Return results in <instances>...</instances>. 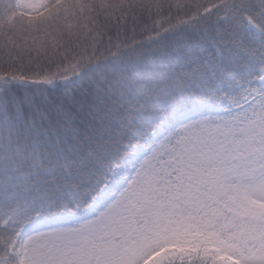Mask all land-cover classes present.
I'll list each match as a JSON object with an SVG mask.
<instances>
[{
  "label": "snow or ice",
  "instance_id": "1",
  "mask_svg": "<svg viewBox=\"0 0 264 264\" xmlns=\"http://www.w3.org/2000/svg\"><path fill=\"white\" fill-rule=\"evenodd\" d=\"M0 264H264V0L0 10Z\"/></svg>",
  "mask_w": 264,
  "mask_h": 264
},
{
  "label": "trees",
  "instance_id": "2",
  "mask_svg": "<svg viewBox=\"0 0 264 264\" xmlns=\"http://www.w3.org/2000/svg\"><path fill=\"white\" fill-rule=\"evenodd\" d=\"M96 3L102 2V0H94ZM111 2H117V0H111ZM18 3V0H0V10H3L6 6H15ZM25 13L22 12L21 9L17 8L16 11L12 12L9 16V19H13L20 17L21 15H24ZM208 54H213V48L212 45L209 44L207 41H205L201 48L198 50V55L203 57ZM169 60L174 61V57L166 58ZM240 59H243V56H240ZM231 67V66H229ZM86 80V76H81L78 78H74L72 80H69L67 82H57L54 85H39V86H28L27 88H24L23 86L15 85L14 87L18 90V96H19V103L20 106L27 111L30 108L31 105V99L32 97H37V102H41L40 97L41 94H47L54 98L56 101H61L65 98V94L68 92L78 94L81 92V89L83 87V84ZM202 84L206 86L215 87L216 81L212 78H209L207 81L201 82ZM222 86L227 89L229 81L227 79L223 80L221 82ZM53 192L55 193V188L53 189ZM57 195L59 193H56ZM32 211H41L42 205L41 203L37 202L33 205Z\"/></svg>",
  "mask_w": 264,
  "mask_h": 264
},
{
  "label": "rangeland",
  "instance_id": "3",
  "mask_svg": "<svg viewBox=\"0 0 264 264\" xmlns=\"http://www.w3.org/2000/svg\"><path fill=\"white\" fill-rule=\"evenodd\" d=\"M53 223L60 226H70L79 223V219L76 217H63L59 220L53 221Z\"/></svg>",
  "mask_w": 264,
  "mask_h": 264
}]
</instances>
